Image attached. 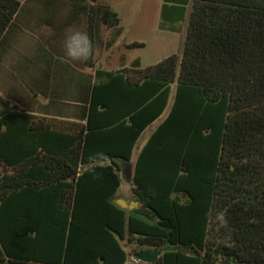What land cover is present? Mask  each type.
<instances>
[{"label":"trees","instance_id":"obj_1","mask_svg":"<svg viewBox=\"0 0 264 264\" xmlns=\"http://www.w3.org/2000/svg\"><path fill=\"white\" fill-rule=\"evenodd\" d=\"M62 1L91 49L53 48L75 66L58 75L45 34L46 65L17 75L31 100L0 94V264H126L146 247L159 256L142 264H264V0H192L177 52L115 69L95 48L102 26L108 46L121 34L118 13ZM21 8L0 0V61ZM123 177L129 212L114 201Z\"/></svg>","mask_w":264,"mask_h":264},{"label":"rangeland","instance_id":"obj_2","mask_svg":"<svg viewBox=\"0 0 264 264\" xmlns=\"http://www.w3.org/2000/svg\"><path fill=\"white\" fill-rule=\"evenodd\" d=\"M20 1L22 8L16 17L20 24L19 28L14 27V31L8 35V43L1 49L0 94L4 97H14L18 100V104L23 107L25 102L30 101L31 98L20 83L17 77L18 73L20 72L24 78H27L31 71L29 67L37 57L43 61L41 67L46 65L48 53L43 50L44 46L40 42V37L47 35L45 39L51 44L49 52L52 54L54 53L53 48L56 46L54 42L64 38L61 35L62 32L58 35L50 33L54 29L44 23L37 27L36 20H59L56 24L58 28H61L62 20H86V18L76 16L72 6L66 1L59 0L51 8L42 4L49 0H39L40 2L37 0ZM99 1L108 2L118 13L122 27L121 34L117 39L123 36L125 40L122 39L120 42L115 40L117 43L110 50H105L103 46H100L96 54L97 66L115 69L129 65L131 61L139 58L141 66L144 67L155 64L180 49L186 27L185 17L188 0H181L180 7L164 10L160 8L161 0ZM83 27L85 25L82 22L81 28ZM100 32L103 39L108 40L112 35L110 33L112 31L105 26H102ZM125 41L143 42V46L126 48ZM54 57L57 56L54 55ZM38 74L42 76L40 72ZM38 100L41 103L46 102L42 97H39ZM13 104L14 101L11 100L10 105ZM155 126L156 123L144 132L139 141L140 146ZM122 182L125 186V177H123Z\"/></svg>","mask_w":264,"mask_h":264},{"label":"crops","instance_id":"obj_3","mask_svg":"<svg viewBox=\"0 0 264 264\" xmlns=\"http://www.w3.org/2000/svg\"><path fill=\"white\" fill-rule=\"evenodd\" d=\"M191 2H192V0H188V5H187V13H186V16H187V14H188V12H189V10H190V7H191ZM180 5H181V0H161V3H160V8L161 9H172V8H177V7H180ZM160 12H161V10H160ZM159 15H160V13H159ZM54 22H56L57 23V21H59V20H53ZM63 22H62V27L61 28H58V30L57 31H55L56 30V28H53L52 30L53 31H51L50 33H52V34H55V35H58V34H61V32H62V36L64 37L63 39H59V41H55L54 42V44L56 45V46H54V48H56V49H58V51L60 52V53H64L65 54V49H64V45H65V42L67 41V43L70 45V46H74V42H73V40H71L70 39V34H71V32H73V31H79V32H82V33H84V34H86V26L85 27H83V28H81V24H82V22L84 23V25H85V21L84 20H62ZM74 25H76V27H74ZM80 26V27H79ZM121 26V25H120ZM122 27V26H121ZM50 28H52V27H50ZM110 30V29H109ZM111 31V30H110ZM111 34H112V32H110ZM122 35H123V33H122ZM120 36V35H119ZM112 37V35L109 37V39ZM108 39V40H109ZM122 39H124L123 38V36H121V38H116V41L117 42H120ZM125 40V39H124ZM106 41H107V39H103V42H104V44L102 45L103 46V49H105V50H110V49H112L113 48V46H115L116 45V43L117 42H115L114 41V43L111 45V46H108L107 44H106ZM134 42V41H133ZM138 42V41H137ZM131 42H129V41H125V45H126V48H128V44H130ZM100 49V46H97L96 48H95V56H96V54H97V52H98V50ZM81 60H82V58H80ZM52 61H53V65H52V73H57L58 75L59 74H61V73H63V72H65L66 71V69H69V70H72L73 69V67H75L71 62H68V61H64L63 62V59H58V60H56V57H54V56H52ZM97 65V64H96ZM78 69V68H77ZM79 71H84V72H90L91 71V69L88 67V68H84V69H78ZM54 80V78L53 77H50V79H49V81H53ZM146 132V131H145ZM148 137V136H147ZM147 137L145 138V140L143 141V143L146 141V139H147ZM142 143V144H143ZM142 146V145H141ZM135 159H136V155H135V157H134V159H133V164H134V161H135ZM133 164H132V171H133ZM132 174V173H131ZM126 179V185L125 186H123V182H121V185H120V187H119V189H118V195H117V197L114 199V201H115V203L118 201V199H120V198H122V199H125V200H127L128 202L129 201H135L134 200V198L132 197V195H131V183H130V181L127 179V178H125ZM122 181H123V179H122ZM117 204V203H116ZM117 205H119V204H117ZM138 205H139V203H137V204H130V209L129 210H126L127 212H129L130 210H132V209H134V208H136V207H138ZM121 207V206H120ZM123 208V207H122Z\"/></svg>","mask_w":264,"mask_h":264},{"label":"clouds","instance_id":"obj_4","mask_svg":"<svg viewBox=\"0 0 264 264\" xmlns=\"http://www.w3.org/2000/svg\"><path fill=\"white\" fill-rule=\"evenodd\" d=\"M70 39L73 40L74 46H70L66 41L64 45L65 54L72 59L86 58L91 49L86 34L79 31H73L70 34Z\"/></svg>","mask_w":264,"mask_h":264},{"label":"water","instance_id":"obj_5","mask_svg":"<svg viewBox=\"0 0 264 264\" xmlns=\"http://www.w3.org/2000/svg\"><path fill=\"white\" fill-rule=\"evenodd\" d=\"M124 170L127 176L131 175L132 164L129 162L125 164ZM116 203L119 204V206L123 207L124 209L129 210L130 204H137L138 202L137 201L128 202L127 200L120 198ZM135 256L144 263H151L159 256V250L157 248L146 247L137 251L135 253Z\"/></svg>","mask_w":264,"mask_h":264},{"label":"built area","instance_id":"obj_6","mask_svg":"<svg viewBox=\"0 0 264 264\" xmlns=\"http://www.w3.org/2000/svg\"><path fill=\"white\" fill-rule=\"evenodd\" d=\"M143 262L140 260V259H138L136 256H135V254H130L129 256H128V259H127V262H126V264H142Z\"/></svg>","mask_w":264,"mask_h":264}]
</instances>
